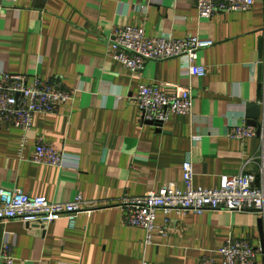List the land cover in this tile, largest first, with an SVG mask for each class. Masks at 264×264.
I'll return each instance as SVG.
<instances>
[{
	"label": "crops",
	"instance_id": "1",
	"mask_svg": "<svg viewBox=\"0 0 264 264\" xmlns=\"http://www.w3.org/2000/svg\"><path fill=\"white\" fill-rule=\"evenodd\" d=\"M0 8V72L51 77L76 90L72 103L33 116L21 156V130L0 125V189L54 202L79 193L90 207L72 227L64 218L45 225L0 222V264L5 241L13 264H197L206 255L220 263L216 251L230 236L262 248L256 264H264V217L170 213L167 232H154L146 244L144 230L124 223L120 206L122 198L165 182L183 189L185 160L192 163L194 187H217L221 175L258 171L264 127L259 136L253 128L243 144L229 132L246 124V103L264 101V0L210 18L198 16L197 0H0ZM122 24L142 26L150 37L213 40L199 52L205 75H189L183 60L171 58L148 61L133 76L108 54L109 37ZM141 83L168 93L189 88L191 112L174 114L162 126L142 124L132 100ZM39 141L62 152L64 165L32 162ZM163 221L157 211L155 223Z\"/></svg>",
	"mask_w": 264,
	"mask_h": 264
},
{
	"label": "built area",
	"instance_id": "2",
	"mask_svg": "<svg viewBox=\"0 0 264 264\" xmlns=\"http://www.w3.org/2000/svg\"><path fill=\"white\" fill-rule=\"evenodd\" d=\"M15 3L17 0H12ZM44 1V0H30ZM254 0H197V12L201 18L215 14L247 11ZM1 9V8H0ZM213 40L196 36L173 38L170 36H147L142 26L122 24L116 26L107 43L108 54L113 61L124 66L133 76H139L146 62L178 58L183 60L189 75L202 77L206 68L198 62L199 52L211 46ZM76 90L61 87L54 78L37 75H16L0 72V125H13L21 130L18 154L27 139L35 114L54 113L60 104H70ZM142 124L162 126L174 114H189L192 97L189 88L168 93L162 86L141 83L132 96ZM261 128L264 127V101ZM255 135L245 123L231 128L229 137L243 144ZM64 154L51 146L37 142L31 161L61 167ZM260 166L257 172L242 170L236 175H221L217 187H194L193 167L190 160L182 164L183 189L174 182H165L158 190L141 196H126L121 199L124 223L144 230L145 243L150 244L154 232L165 234L168 230L169 214L184 215L188 212L202 213L205 210H228L251 212L264 217V158L258 155ZM78 193L71 201L54 202L44 196H29L20 190L0 189V222L18 220L26 224L45 225L66 219L74 226L76 215L89 209ZM164 214L163 224H156V213ZM262 248H255L248 239L228 237L216 251L217 263L211 255L202 257L197 264H256ZM5 241L3 259L13 264ZM142 264H147L142 262Z\"/></svg>",
	"mask_w": 264,
	"mask_h": 264
},
{
	"label": "water",
	"instance_id": "3",
	"mask_svg": "<svg viewBox=\"0 0 264 264\" xmlns=\"http://www.w3.org/2000/svg\"><path fill=\"white\" fill-rule=\"evenodd\" d=\"M262 48H263V39L261 38L259 41V51L262 52ZM258 99L260 100V96H258ZM244 106L246 112L245 116L247 118L246 125L252 128H256V135L259 136L261 130L263 108L261 104H256V103H246ZM261 223H262V219H259L258 224Z\"/></svg>",
	"mask_w": 264,
	"mask_h": 264
}]
</instances>
